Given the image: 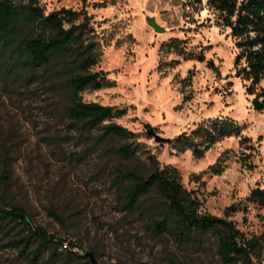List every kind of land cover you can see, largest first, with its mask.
Here are the masks:
<instances>
[{
    "label": "rangeland",
    "instance_id": "374dc122",
    "mask_svg": "<svg viewBox=\"0 0 264 264\" xmlns=\"http://www.w3.org/2000/svg\"><path fill=\"white\" fill-rule=\"evenodd\" d=\"M40 4L46 12L65 7L91 17L102 52L93 71L102 72L111 85L86 90L82 99L120 112L112 121L136 135L138 152L128 161L96 148L91 135L75 131L62 117L64 101L47 82L0 77V203L21 207L32 226L63 240V255L74 244L77 248L71 250L77 254L92 252L95 264H168L172 255L181 264H220L214 238L200 249L182 247L152 234L142 220L123 211L122 192L112 182L115 168L147 172L150 154L161 168L178 172L201 212L221 217L233 206L229 219L260 243L255 261L264 264V207L247 201L252 189H264V110L252 108L247 82L234 77L235 40L207 0ZM147 17H154L163 32H155ZM175 40L178 44L172 46ZM208 61L218 74L207 67ZM215 118L233 120L240 135L217 141L201 158L177 150L172 142H155L146 131L148 124L171 141ZM241 137L250 140L248 149L240 147ZM241 152L248 156L242 158ZM219 158L224 159L222 170L214 174L211 166ZM19 233L25 231L15 223L0 228V264H34L3 247ZM39 261L60 262L46 254Z\"/></svg>",
    "mask_w": 264,
    "mask_h": 264
},
{
    "label": "trees",
    "instance_id": "16d2710c",
    "mask_svg": "<svg viewBox=\"0 0 264 264\" xmlns=\"http://www.w3.org/2000/svg\"><path fill=\"white\" fill-rule=\"evenodd\" d=\"M201 3V0H196ZM230 30L235 40L234 77L247 82L245 92L252 96L255 111L264 110V0H207ZM178 44L175 40L172 42ZM177 47V46H174ZM162 51V46L160 47ZM101 49L91 27V17L84 11L61 7L46 12L40 0H0V77L49 84L63 99L61 115L77 132L91 135L96 148H103L123 160H132L138 152L136 135L112 119L120 112L97 102H85L82 93L109 87L102 72L93 71L101 57ZM197 60L203 61L202 56ZM207 67L218 74L212 61ZM240 135V127L229 118H215L198 125L190 134L182 133L171 140L179 151L189 150L196 158L204 156L214 143ZM250 140L241 137L244 150ZM242 158L248 154L241 152ZM150 169L115 168L112 180L122 192V208L142 220L158 237H167L182 247L200 249L207 238H214L220 264H257L260 243L247 238L229 219L201 212L199 202L185 190L178 172L161 168L153 155L147 154ZM223 158L211 166L214 174L222 170ZM121 185H125L122 189ZM247 201L264 207V189H252ZM59 220V216L51 213ZM8 223L22 225L24 234L7 240L3 247L16 251L19 257L34 264L46 254L59 264H80L90 260L71 247L63 255L59 248L63 240L56 239L40 226H32L28 214L17 205L0 203V228ZM66 248V247H65ZM39 262V263H38ZM168 264H181L172 255Z\"/></svg>",
    "mask_w": 264,
    "mask_h": 264
},
{
    "label": "water",
    "instance_id": "95a60500",
    "mask_svg": "<svg viewBox=\"0 0 264 264\" xmlns=\"http://www.w3.org/2000/svg\"><path fill=\"white\" fill-rule=\"evenodd\" d=\"M147 24L155 31V32H163V29L157 24L156 20L154 17H147L146 18ZM146 131L147 134L149 136H151L155 142H162V143H166V142H170V139L167 138H162L161 136H159L158 134L155 133L154 128L151 127L150 125L146 124ZM84 256H86L91 264H95L96 260L94 258V255L92 252H84L83 253Z\"/></svg>",
    "mask_w": 264,
    "mask_h": 264
},
{
    "label": "built area",
    "instance_id": "2783aa9c",
    "mask_svg": "<svg viewBox=\"0 0 264 264\" xmlns=\"http://www.w3.org/2000/svg\"><path fill=\"white\" fill-rule=\"evenodd\" d=\"M67 247L66 244H64V248Z\"/></svg>",
    "mask_w": 264,
    "mask_h": 264
}]
</instances>
